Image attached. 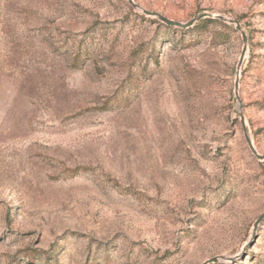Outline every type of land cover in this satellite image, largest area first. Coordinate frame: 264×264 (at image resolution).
<instances>
[{"label": "rangeland", "instance_id": "374dc122", "mask_svg": "<svg viewBox=\"0 0 264 264\" xmlns=\"http://www.w3.org/2000/svg\"><path fill=\"white\" fill-rule=\"evenodd\" d=\"M133 1L241 70L218 18L0 0V264H264V0Z\"/></svg>", "mask_w": 264, "mask_h": 264}, {"label": "water", "instance_id": "95a60500", "mask_svg": "<svg viewBox=\"0 0 264 264\" xmlns=\"http://www.w3.org/2000/svg\"><path fill=\"white\" fill-rule=\"evenodd\" d=\"M128 1L135 8L142 10L146 15L158 18L159 20H161L166 25L176 27V28H189V27L193 26L196 22L201 21L202 19H206V18H212V19L218 18V19H220V20H222L228 24L235 26L236 30L239 33H241L242 38H243V43H244L243 51H242L241 58H240V61L238 64V71L241 70L243 63L245 61V58H246V53H247V49H248L247 45H248V39L249 38H248V35L245 32V30L243 29L242 25L238 21H236L232 18H228V17L214 16V15L205 13V14L200 15L197 19L190 21L189 23L184 24V23H179V22L173 21L171 19H168L167 17H165V16H163L157 12H152V11L143 9V8L139 7L137 4H135L133 0H128ZM238 89H239V78H237V81H236V91H238ZM238 100L241 103V100L239 98H238ZM240 116H241L242 127H243L244 134H245V139H246V142H247L251 152L253 153V155L257 159L264 161V155L259 154V152L255 148V145L251 139V136L249 135V132H248V129L246 126V122H245V117H244L242 112H241ZM263 221H264V213L257 219V221L255 223V228H257L259 226V224ZM216 262H218V258H212V259L206 261L204 264H211V263H216Z\"/></svg>", "mask_w": 264, "mask_h": 264}, {"label": "trees", "instance_id": "16d2710c", "mask_svg": "<svg viewBox=\"0 0 264 264\" xmlns=\"http://www.w3.org/2000/svg\"><path fill=\"white\" fill-rule=\"evenodd\" d=\"M213 22H218L216 20H213L212 18H206V19H202L201 21H199V25H206V24H209V23H213ZM221 23V22H219ZM168 27H172V26H168Z\"/></svg>", "mask_w": 264, "mask_h": 264}]
</instances>
